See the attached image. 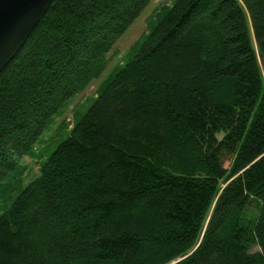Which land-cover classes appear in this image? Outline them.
Segmentation results:
<instances>
[{
  "label": "trees",
  "instance_id": "trees-1",
  "mask_svg": "<svg viewBox=\"0 0 264 264\" xmlns=\"http://www.w3.org/2000/svg\"><path fill=\"white\" fill-rule=\"evenodd\" d=\"M152 1H53L0 73V192ZM19 191L0 264H264V0H173Z\"/></svg>",
  "mask_w": 264,
  "mask_h": 264
},
{
  "label": "rangeland",
  "instance_id": "rangeland-1",
  "mask_svg": "<svg viewBox=\"0 0 264 264\" xmlns=\"http://www.w3.org/2000/svg\"><path fill=\"white\" fill-rule=\"evenodd\" d=\"M172 2L173 0H153L130 30L119 39L105 56L84 88L51 121L40 142L34 148V154L22 159L20 173L14 174L5 182V187L0 192V213L19 190L39 176V164L62 141L70 137L74 127L99 97L104 86L133 57L139 44L149 34ZM169 147L167 145L168 149ZM250 252L254 254L260 251L256 246H253Z\"/></svg>",
  "mask_w": 264,
  "mask_h": 264
},
{
  "label": "water",
  "instance_id": "water-1",
  "mask_svg": "<svg viewBox=\"0 0 264 264\" xmlns=\"http://www.w3.org/2000/svg\"><path fill=\"white\" fill-rule=\"evenodd\" d=\"M54 0H0V73L14 59Z\"/></svg>",
  "mask_w": 264,
  "mask_h": 264
}]
</instances>
